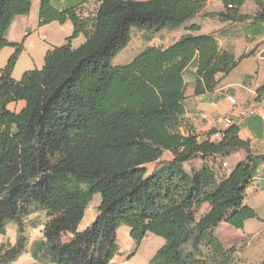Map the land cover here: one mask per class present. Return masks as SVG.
<instances>
[{
	"label": "trees",
	"instance_id": "1",
	"mask_svg": "<svg viewBox=\"0 0 264 264\" xmlns=\"http://www.w3.org/2000/svg\"><path fill=\"white\" fill-rule=\"evenodd\" d=\"M204 1L40 0V24L70 22L73 31L47 50L41 68L16 80L12 70L22 42L8 40L7 31L16 16L30 12L31 0H0V48H14L0 72V234L8 223L17 232L13 244L0 243V264L25 251L23 219L36 211L46 212L47 220L29 247L32 264H111L116 230L124 224L137 244L147 232L164 238L147 264H215L214 257L233 264L234 250L224 248L215 229L222 223L242 229L257 217L244 199L264 153L251 152L237 123L214 140V129L202 138L179 127L186 67L196 60L194 94L201 95L238 59L212 34L185 33L165 48L148 45L130 62L112 64L131 28L148 34L174 29ZM243 2L233 8L225 0V16L249 17L238 11ZM254 2L253 18L262 23L264 0ZM79 35L84 41L74 47ZM236 149L246 158L219 180L207 161L192 173L184 167L197 154L224 157ZM164 151L169 160L161 159ZM154 162L149 171L146 165ZM95 193L97 215L77 230ZM204 203L208 210L196 218ZM66 233L71 237L64 241ZM201 247L209 250L205 259Z\"/></svg>",
	"mask_w": 264,
	"mask_h": 264
},
{
	"label": "crops",
	"instance_id": "2",
	"mask_svg": "<svg viewBox=\"0 0 264 264\" xmlns=\"http://www.w3.org/2000/svg\"><path fill=\"white\" fill-rule=\"evenodd\" d=\"M231 1L233 3V8L237 7V0ZM39 3L40 0H31L30 12L27 15L16 16L7 31L8 40L22 42V50L12 70V77L16 80L20 79L22 74L27 70L41 68L44 64V57L47 50H49L51 46H56V44L52 42H49L51 43L50 45L44 43L45 40L41 38V35L44 36L46 33L48 36L49 33L62 29L64 37L67 38L73 31L70 22L60 24L57 21H51L46 24H40L38 14ZM86 7L91 9L93 3H88ZM256 8L257 6L254 0H244L238 7V11L240 14L249 15V17L242 19L237 17L229 18L225 16L228 12L225 0H205L199 12L186 18L180 26L174 29H161L158 32L148 34L144 31L131 28L128 44L112 58V64L120 65L130 62L148 45L165 48L177 41L181 35L185 33H191L193 35H214L220 48L232 51L234 57L238 59V62L228 74H216L218 80L216 87L212 91L201 95L194 94L196 60L192 61L186 67L184 71V81L186 84L184 92L185 113L179 130L182 134H188L192 131L203 138L209 131L214 129L220 132L224 130L226 126L222 124H210L208 120L202 118V114L208 117L218 114L230 115L239 126V136L249 141L251 152L254 154L264 153V119L259 115V113L264 110V22H257L253 18ZM191 25L198 26V29H187ZM34 26V33L32 34L31 28ZM80 36L81 35L76 37V44L71 41L74 47H77L84 41V36L83 38ZM127 46L132 47L131 52H126ZM13 52L14 48L11 46L0 48V72L7 64ZM119 54H122L124 57L129 56V60H126L125 63L114 62L113 59ZM245 54L247 55L243 56ZM227 95H231L236 99L238 105L236 110L239 111L232 110V104L227 100ZM19 105L22 106L23 103ZM250 106L256 108L257 114L242 116L241 109ZM218 137H215L214 133L210 135L211 140L217 139ZM165 152L170 153L169 151H164V153ZM163 155L161 159L164 160H169L172 156L170 153V155L163 158ZM220 157V155H214L211 159L219 160ZM224 157L230 161L227 160V163L230 165V169H232L237 162L246 158V153L242 149H236ZM153 164H155V162ZM146 167L151 171L154 165L151 167L146 165ZM229 171H227V174ZM261 181H264V164L258 167L250 187L258 185ZM249 192H256L254 200L246 204L254 208L257 213V217L254 218H257L259 223L247 229L248 222L250 225H253V222L247 219L244 222V229L242 231L226 223L220 224L215 229V234L224 247H236L233 255V264H253L254 262L251 259H259V264H264V256L256 252L259 247H264V236H262L260 240L261 245L255 244L264 232V216L256 210L258 209L256 208L258 205L264 204V190L257 191V189H249L247 193ZM254 203L258 205L255 206L253 205ZM207 210L208 205L206 203L202 204L196 212V218H199V216ZM40 232L41 235L37 236L34 240L42 237V229ZM235 233L236 236L234 237L233 234ZM31 243L28 244L27 241L24 252L30 254L29 247ZM163 244H161L159 248ZM252 246H254V249ZM159 248H157V250ZM12 262L8 264H12ZM33 262L34 259L32 260V263Z\"/></svg>",
	"mask_w": 264,
	"mask_h": 264
},
{
	"label": "rangeland",
	"instance_id": "3",
	"mask_svg": "<svg viewBox=\"0 0 264 264\" xmlns=\"http://www.w3.org/2000/svg\"><path fill=\"white\" fill-rule=\"evenodd\" d=\"M34 28L35 26L31 28L32 34L34 33ZM80 37L83 38V35H81ZM41 38L47 41V42L44 41V43H47L48 45L51 44L49 42L56 44V46H59V44L61 45L66 42V37H64V32L62 31V29H60L59 31L55 30L53 33H49L48 36L45 33L44 36L41 35ZM72 42L76 44V38H73ZM52 47L54 46H51L50 48ZM131 51H132V47L129 46L126 52L128 53ZM128 58L129 56L124 57L122 54H119L113 59V61L125 63L126 60H129ZM167 155H170V153L165 152L163 158L166 157ZM227 160L228 159L222 156L220 157L219 160H215V159H211V156H207V155L203 156L201 154H197L192 160H190L185 165V168L187 169L188 172L192 173L204 161H207L213 167L216 173V179L219 180L223 178L225 175H227V171L231 170L230 165L228 163L227 166H222V162L223 161L228 162L229 160L228 161ZM147 165L148 167H151L153 165L155 166V164L153 163ZM262 185H264V181H261L260 183H258V185L249 187L247 190L249 189L250 190L257 189V191H260L262 189L264 190V186ZM254 193H250V192L247 193L246 191L247 196H245L244 202L250 203L252 200H254L256 196V192ZM99 202H100V194L95 193L84 210V214L78 224L77 230H83L92 223V221L95 219V216L97 215L98 212L97 206ZM253 205L257 206L258 204L254 203ZM256 208H258L256 209L258 213L264 216V204L258 205V207ZM249 219H250L249 221L253 222V225H250L248 222L247 229L259 223V220H257V218H249ZM23 220L25 227L24 234L27 238L28 244H30L37 236L41 235L40 231L42 229V225L47 220V215L46 212L44 211H36L26 216ZM243 229L244 227L240 231H242ZM16 235L17 232H16L15 224L8 223L5 233L0 234V242L8 241L13 244L16 241L17 238ZM233 235L235 237L236 233ZM262 236H264V232L261 234V237H259V240L255 242V244L261 245L260 240ZM70 237H71V233H66L62 236V239L65 241V240H69ZM116 239L118 244V251L113 256L111 260V264H147L149 260L152 258V256L155 254V252L157 251V248H159V246L164 243V238L162 236L156 235L152 232H147L146 235L143 237V239L137 244L136 241L130 237L129 227L125 224L120 225L117 228ZM231 247L234 251L236 250L235 246H231ZM224 248L228 249V247H224ZM252 248L254 249V246H252ZM190 250H191L190 247L186 248V251H190ZM201 252H203L202 259H205V254H207L209 250L205 247H201ZM256 252L259 253V255L264 256V247L262 248L259 247ZM32 260L33 259L28 252H23L21 255H19L18 258H16L12 262V264H31ZM251 260H253L254 262L253 264H259V259H251ZM214 262L215 264H226L223 263V261H221V258L219 257H214L213 259L210 260V263H214Z\"/></svg>",
	"mask_w": 264,
	"mask_h": 264
},
{
	"label": "built area",
	"instance_id": "4",
	"mask_svg": "<svg viewBox=\"0 0 264 264\" xmlns=\"http://www.w3.org/2000/svg\"><path fill=\"white\" fill-rule=\"evenodd\" d=\"M231 6H232L231 4H228V7H231ZM227 100L232 104V110L235 111L238 108L236 99L231 95H227ZM236 111H239V110H236ZM254 114H257V110L255 107L250 106V107H245L241 109L242 116H246V115L249 116V115H254ZM259 115L261 118L264 119V110L261 111ZM201 116L202 118L208 120L210 124H222L227 127L235 123L234 119L230 115H226V114H218L212 117H208L207 115L202 114ZM214 135L215 137H218L220 136V132L217 131L216 133H214ZM222 166H227V162L223 161Z\"/></svg>",
	"mask_w": 264,
	"mask_h": 264
}]
</instances>
